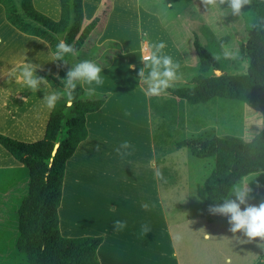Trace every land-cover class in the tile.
I'll return each mask as SVG.
<instances>
[{"label": "trees", "instance_id": "obj_1", "mask_svg": "<svg viewBox=\"0 0 264 264\" xmlns=\"http://www.w3.org/2000/svg\"><path fill=\"white\" fill-rule=\"evenodd\" d=\"M58 1V19L39 11L32 0H0V5L13 27L45 41L51 52L55 51L59 39H64L74 45L78 53L90 32L97 29L101 33L110 11L109 0L99 6L90 20L84 18L82 0ZM36 2L43 6L38 0ZM93 2L85 0L87 12H91ZM215 8L220 11L230 9L226 4ZM147 18H151V28L162 30L153 15L141 12L142 22ZM236 21L244 26V35L231 50L239 51L240 59L216 62L212 59L214 53L195 38V66H183L178 70V75L190 72L186 74L187 82L173 85L166 90L167 93L190 106L222 100L240 108L247 105L264 115V0H251V4L244 6L241 14L236 16ZM203 30L211 31L208 27ZM230 38L233 36L229 32L220 38L219 43H226ZM106 44V47L111 45L110 42ZM71 57V54L64 57L68 65L57 60V74L42 69H37L36 73L45 76L51 88L58 90L63 85L57 77L66 76L71 67ZM242 64L246 65L245 74H240ZM213 69H220L222 75L215 76ZM108 96L96 91L89 96L86 89L78 85L72 107H67L62 97L50 111L41 139L25 142L0 133V145L28 170L27 190L16 203V240L13 246L23 264H101L97 249L102 236H63L59 229L58 208L66 162L87 136L86 114L99 110ZM193 109L200 114L199 109ZM224 117L221 119H226ZM261 121L264 123V118L261 117ZM197 125L203 128L206 123L201 120ZM260 132L261 137L252 142L231 135L188 137L174 142L177 148H187L190 155L208 159L211 164L203 181L205 198L199 215H208L209 206L223 203L220 199L242 177L264 172V130L260 129ZM54 149L56 152L53 154ZM0 264H14L13 258H1ZM255 264H264V253Z\"/></svg>", "mask_w": 264, "mask_h": 264}, {"label": "rangeland", "instance_id": "obj_2", "mask_svg": "<svg viewBox=\"0 0 264 264\" xmlns=\"http://www.w3.org/2000/svg\"><path fill=\"white\" fill-rule=\"evenodd\" d=\"M106 2L107 0H102L100 5ZM109 3L110 11L107 14L106 23L113 9V0L111 2L109 0ZM135 5L145 12L153 14L155 19L154 15H157L184 59L180 68L183 66L193 68L195 66L196 53L193 46L195 38L199 39L201 44L211 50L212 53H220L222 44L231 50L234 44L240 40L241 35H244V26L236 21V16L231 14L230 9L220 11L215 8L217 6L205 7L202 0H120L119 3L116 2V8L119 6L120 12L128 18L126 23L129 21L128 24H125L128 33L127 42L130 43V46L136 44L135 48H137L133 62L135 70H132L135 84L138 79L139 68L143 66L138 40L144 41L146 37V41L141 43L140 47L141 55H144L147 46L153 43L152 40H158V33L160 32L157 27H150L152 25L151 18L142 22L141 12H137L134 17ZM205 27L210 28L211 31L205 32L203 30ZM229 32L233 38L220 44V38ZM101 33L97 32V29L89 33L83 49L77 55H72L71 65L85 59L93 60L99 65L109 64L114 57L113 55L121 52L122 44L116 40L107 39L99 47L98 37ZM106 42L111 44L107 46L108 49H106V45L109 43L106 44ZM189 73L184 71L183 74H179L173 85L187 82L186 74ZM150 105L151 125L145 124L143 127L140 122L139 126L142 125V127L135 129V137L139 136L144 140L153 137L156 142L154 153L157 174L155 175L158 178L160 191L159 194L154 192L150 195V210L148 211L142 208V204L148 205L146 193L143 194L142 192L139 196L136 190H126V194L127 192L134 193L135 203L133 207H126V209H130L136 218L130 216V224L126 221L127 218H124L126 222L125 232H129V235L142 240L145 245L144 248L148 249L149 258L145 264H228L229 261L231 264H255L264 253V249L258 246L259 238H254L251 242L240 243L234 237H239L241 240H246V237L240 232L233 234L229 231L230 225L226 216L211 213L205 216L199 215L200 206L205 198L203 181L211 169L208 159L196 158L190 155L187 148L174 147L173 143L188 137L204 138L212 135L242 137L245 128L250 124H252L250 131H260V128L255 124L262 122L261 116L247 105L240 108L229 105L222 100L216 103L190 106L184 100L175 98L169 93L151 96ZM193 108L199 109L200 114L195 113L198 111H194ZM190 110L193 112L190 113ZM199 116L202 117L199 118ZM197 117L198 119H196ZM222 117L226 119H221ZM201 120L206 123L203 128L197 125ZM149 132L152 134L149 135ZM140 144V147L135 146L137 154L141 153L143 146H146L147 143ZM112 155L114 154L112 153ZM152 155L151 153L150 157ZM76 156H73V160ZM95 161L98 168L99 166L103 167L102 171L98 170L96 174H105L107 173V166L104 167V165L107 163L113 165L112 169L115 171V161L118 160L105 163L103 158L96 155ZM69 162L71 165L72 161ZM132 162L134 163V161ZM140 164L142 166V162ZM134 165L132 164V167L128 168L130 178L126 181H131V174H133L131 169L135 168ZM76 167L78 168L79 165ZM246 176L253 179L249 182L252 192L249 194L248 203L259 205V203L264 202V172ZM27 183L28 170L23 166L20 170L0 172V261L1 258L11 257L14 264H23L21 256L13 251V246L16 240V203L18 198L25 194ZM128 196L131 197L130 194ZM231 198L234 199V197ZM140 200L142 202L139 203ZM62 206L64 205L62 204ZM64 207L61 209V214H64ZM244 207L241 205L242 210ZM104 208H106L105 204ZM87 212L89 210L84 209L82 211V205H68L65 207L64 215L66 218L82 224V216L84 221L93 218V216L87 217ZM58 215L60 220V207L58 208ZM148 216L147 227L150 231L143 234L142 226L146 225ZM61 234L72 237L64 235L62 232Z\"/></svg>", "mask_w": 264, "mask_h": 264}, {"label": "crops", "instance_id": "obj_3", "mask_svg": "<svg viewBox=\"0 0 264 264\" xmlns=\"http://www.w3.org/2000/svg\"><path fill=\"white\" fill-rule=\"evenodd\" d=\"M32 1L41 12L53 19L59 18L58 0H38L43 4L42 7L37 5L36 0ZM82 1L84 17L89 20L96 13L102 0H94L91 12L86 11L85 0ZM116 2L119 3L120 0H113V9L106 26L98 37V42L100 47V44L107 39L116 40L122 44L121 52L115 54L109 64H100L102 68L100 75L104 80L102 85L82 84L86 90L89 87H94L96 92L107 93L109 96L99 110L86 114V127L89 133L66 162L62 187V204L65 207L82 205V211L89 210L86 216H93V218L84 221L82 216V224L74 222L70 218H66L65 207L60 202L64 207V214H61L62 207L59 206V229L64 235L72 237L102 236V243L97 249L101 264H145L148 262L149 252L147 248H144V242L129 235V232H125L124 229L114 231L112 227L115 220L124 221V218H127L126 221L130 224L129 218L133 215L132 211L126 207H133L134 193L127 192L126 194V190H136L139 196L142 192L146 193L148 206L150 195L154 192L159 194L160 191L158 178L155 175L157 174L154 153L156 142L153 137L148 140L139 136L135 137L137 127H142V125L144 127L145 124L151 125V96L145 94V86L140 84L139 78L136 84L133 81L132 70L135 68L133 62L137 48H135L136 44L130 46V43L127 42L128 33L125 24H128L129 21L126 23L128 18L123 16L119 6L116 8ZM134 10V17L137 12L148 13L136 5ZM148 15L153 14L148 13ZM154 16L162 30L158 33V40L154 38L155 40L152 42L163 41L166 45L163 51L171 55L180 66L183 65L184 59L179 49L160 23L157 15ZM0 41H2L0 42V133L25 142L39 140L44 136L51 111L44 104L43 96L53 89L51 86L44 88L41 85L39 90L31 91L22 83H18L15 76L9 75V73L23 59L24 53L32 63L42 65L37 69L53 74H57L59 71L58 61L52 60V52L45 41L24 34L13 27L6 20L2 5H0ZM138 41L141 59L140 47L146 41V37L144 41L140 39ZM129 64L134 65V68H129ZM126 112L130 115H125ZM106 114L107 116H105ZM140 122L141 126H139ZM149 133V135L152 134V132ZM124 141L129 142L131 147L127 150L130 154L122 157L116 149ZM140 143L147 144L143 146L141 153L137 154L135 146L140 147L142 145ZM173 146L176 147L174 143ZM151 153L155 160L151 159ZM74 155L77 156L73 160ZM96 155L103 158L105 163L118 160L115 161L117 173L113 171V165L107 163L104 167L107 166L112 171L106 167L107 173L96 174L98 170L102 171L103 169L102 166L98 168L95 161ZM69 161H72L71 165ZM140 162H142V166H140ZM132 164H135V168L131 169L133 174L130 173L133 180L126 181L130 178L128 168L132 167ZM77 165H79L78 168ZM21 168L22 163L0 145V172L20 170ZM129 194L131 197L128 196ZM140 198L142 199V197ZM140 202L142 201L140 200ZM104 204L106 208H104ZM142 208L144 209V207ZM146 210L149 211L150 206ZM148 222L149 216L146 226ZM141 223L143 224L142 221Z\"/></svg>", "mask_w": 264, "mask_h": 264}, {"label": "clouds", "instance_id": "obj_4", "mask_svg": "<svg viewBox=\"0 0 264 264\" xmlns=\"http://www.w3.org/2000/svg\"><path fill=\"white\" fill-rule=\"evenodd\" d=\"M205 7L207 6H222L227 5L231 10V14L239 16L244 6L250 5L251 0H202ZM146 35V34H145ZM2 42V41H0ZM166 45L163 41L151 43L147 46L146 54L141 58L143 67L139 68L137 77L139 82L144 87L145 94L148 96H160L165 93L167 89L171 88L174 82L178 79V70L180 68L179 63L173 60V57L166 54L163 50ZM77 55V51L72 44L66 43L64 39H59L56 44L55 51L51 53L52 60H61L64 65H68V61L64 59L66 55ZM212 59L216 62L223 60H238L240 59L239 51H232L228 47L221 45V52L212 54ZM42 65L34 64L28 60V57L23 54V59L15 65L9 75L15 76L18 83H22L31 91H37L43 85L44 88H50V81L45 76H38L36 73L37 68H41ZM129 68L134 65L129 64ZM245 64L241 66L240 74H245ZM214 75L219 77L222 75L220 69L212 70ZM102 68L93 60H80L77 63L71 65L67 70L64 78L60 79V83L63 85L62 89L51 90L43 96V102L49 110L55 108L57 102L63 97L65 98L66 106L72 107L75 102V91L78 85L87 84L102 85L104 83L101 77ZM87 94L92 96L95 94L96 89L89 87ZM23 99V98H22ZM259 116L264 118L257 112ZM125 115H130L126 112ZM252 125V124H250ZM250 125H248L244 134L241 137L245 142H252L257 137H261V132L250 131ZM261 130H264V123H256ZM131 147L130 143L124 141L117 149V153L122 157L129 155L127 150ZM124 150V151H122ZM253 179L244 176L237 182L233 183L230 187L227 195L220 199L223 203H217L213 206H209L208 211L211 214H219L228 218L230 225L229 231L233 234L240 232L246 237V240H241L239 237H234L240 243H247L259 238L258 246L264 249V202L259 205H252L248 203L249 194L252 189L249 187V182ZM231 197H234L231 198ZM241 205L245 207L241 209ZM145 209L149 206L147 204L142 205ZM113 230L121 231L126 227V222L121 220H115L113 222ZM149 228L142 226L143 234L149 232ZM231 264V261L228 262Z\"/></svg>", "mask_w": 264, "mask_h": 264}, {"label": "water", "instance_id": "obj_5", "mask_svg": "<svg viewBox=\"0 0 264 264\" xmlns=\"http://www.w3.org/2000/svg\"><path fill=\"white\" fill-rule=\"evenodd\" d=\"M55 149H56V148H55ZM55 149H54V150H53V152H52L53 154L56 152V150H55Z\"/></svg>", "mask_w": 264, "mask_h": 264}]
</instances>
